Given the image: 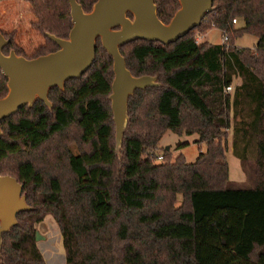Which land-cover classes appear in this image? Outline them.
I'll return each instance as SVG.
<instances>
[{
	"label": "trees",
	"instance_id": "trees-1",
	"mask_svg": "<svg viewBox=\"0 0 264 264\" xmlns=\"http://www.w3.org/2000/svg\"><path fill=\"white\" fill-rule=\"evenodd\" d=\"M77 1L87 11L94 0ZM29 2L44 41L27 54L1 31L3 53L13 47L33 57L58 47L46 31L67 35V0ZM153 2L163 22L178 6ZM211 27L229 32L227 46L195 39L194 31ZM242 33L255 36L252 47L234 43ZM119 51L133 75L156 74L159 82L128 96L119 157L107 98L111 57L98 38L89 66L62 89L49 88L50 107L36 98L0 119V173L21 183L32 206L1 233L0 264H44L34 224L46 213L66 264H264V0H212L174 41L135 39ZM164 128L195 132L205 149L192 161L150 158L146 148ZM228 133L231 153L240 163L252 160L250 185L228 178Z\"/></svg>",
	"mask_w": 264,
	"mask_h": 264
},
{
	"label": "water",
	"instance_id": "water-1",
	"mask_svg": "<svg viewBox=\"0 0 264 264\" xmlns=\"http://www.w3.org/2000/svg\"><path fill=\"white\" fill-rule=\"evenodd\" d=\"M67 2L71 21L67 35L45 32L58 46L52 51L33 57L17 54L13 48L3 53L8 38L0 31V71L6 78V92L0 96V119L24 104L30 106L36 98L50 107L49 88L62 89L66 79L78 77L89 66L98 38L111 57L107 98L117 151L126 125L128 96L137 88L159 84L156 74L133 75L125 66L119 46L135 39L164 44L174 41L200 22L211 9L212 0H177L178 6L166 22L157 17L153 0H94L87 11L77 0ZM31 207L21 183L10 174L0 173V244L1 233L16 223V213Z\"/></svg>",
	"mask_w": 264,
	"mask_h": 264
},
{
	"label": "rangeland",
	"instance_id": "rangeland-1",
	"mask_svg": "<svg viewBox=\"0 0 264 264\" xmlns=\"http://www.w3.org/2000/svg\"><path fill=\"white\" fill-rule=\"evenodd\" d=\"M33 20H35V13L29 0H0V31L11 34L13 43L21 47L27 54H30L44 41L41 32L32 24ZM233 23L239 25L241 21L237 18ZM226 33L229 36V32L227 31ZM194 34L195 39L198 41L207 39L212 42H220L221 30L211 27L201 33L194 31ZM255 39L253 34L242 33L234 39V43L245 47H252ZM226 42L229 44L228 38ZM10 48L13 47H9L8 50ZM235 80L237 81V79ZM70 130V134L72 135L74 130L73 128ZM227 132H229V129ZM46 144L52 145V142ZM68 146L73 152L77 151L79 147L74 139L68 141ZM165 146H167V149H165ZM204 149L205 143L197 140L195 132L188 134L182 128L176 130L164 128L156 139L154 146L146 148V151L149 152L150 158L154 160H157L154 158L156 154H163L164 158L169 160H173L177 154H181L185 160L192 161L198 152ZM116 153L117 157H119V148ZM225 159L228 164V178L230 180L252 181L254 169L251 164L252 160L245 161L239 165L240 161L231 153L229 133L226 138ZM179 201L180 195L177 194L175 203ZM34 227L36 230L35 243L42 254L44 264H66L59 229L51 214H44L43 218L34 224Z\"/></svg>",
	"mask_w": 264,
	"mask_h": 264
},
{
	"label": "built area",
	"instance_id": "built-area-1",
	"mask_svg": "<svg viewBox=\"0 0 264 264\" xmlns=\"http://www.w3.org/2000/svg\"><path fill=\"white\" fill-rule=\"evenodd\" d=\"M232 20L234 21V18ZM226 40H227V33L225 31H221L220 43L227 46L228 44H227ZM230 89H231V84L225 85L223 88L224 91H229ZM161 157H162V154H156L154 158L159 160V159H161Z\"/></svg>",
	"mask_w": 264,
	"mask_h": 264
},
{
	"label": "crops",
	"instance_id": "crops-1",
	"mask_svg": "<svg viewBox=\"0 0 264 264\" xmlns=\"http://www.w3.org/2000/svg\"><path fill=\"white\" fill-rule=\"evenodd\" d=\"M240 165V162H239ZM234 185H250L251 182H244V181H232Z\"/></svg>",
	"mask_w": 264,
	"mask_h": 264
}]
</instances>
